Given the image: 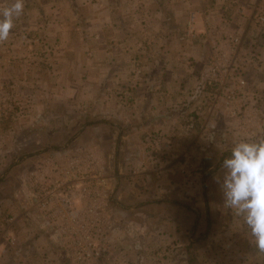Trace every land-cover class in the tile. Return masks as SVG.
Masks as SVG:
<instances>
[{"label":"rangeland","instance_id":"374dc122","mask_svg":"<svg viewBox=\"0 0 264 264\" xmlns=\"http://www.w3.org/2000/svg\"><path fill=\"white\" fill-rule=\"evenodd\" d=\"M157 1L24 0L23 13L14 19L6 40L9 44L0 45V73L9 72L11 67L16 72L13 81L8 79L10 83L0 74V264H10L14 259L19 264H33L31 256L15 253L17 247L25 244L31 253L43 247L45 262L40 264H122L126 226L121 225L125 231L118 230L120 214H111L110 219L106 213L111 197L107 194L114 188L110 175L114 177L113 185L118 176H123L116 170L118 163H126L132 155L129 158L134 159L135 165L128 166L131 168L160 169L173 163L177 168L189 163L190 168H200L201 162L209 168H221L227 157L215 155L216 151L206 157L172 158L174 145L166 143L159 133L147 135L141 149L130 154V149L126 150L128 141L119 138L120 119L104 109L110 98L113 102L134 101L130 82L135 74L152 71L155 62L150 55H166L170 45L166 40L170 37L178 38L180 44L202 38L208 53L203 72L217 65L221 72L226 71L222 76L228 80L237 84L238 80L245 81L240 91L217 93L205 88L204 78L200 91L196 89L188 98L208 104L212 101L214 105L231 95L237 103L242 102L236 127H228L237 136L226 142L228 147L242 139L264 137V61L251 51L243 54L242 40V55L238 58L231 53L229 41L213 40L205 33L196 35L192 16L185 31L181 25L178 29V14L167 8L166 0ZM12 2L0 0V10ZM109 20L111 25L107 26ZM108 48L114 52L112 60L116 66L119 58L123 60L121 64H126L127 81L114 76L119 71L116 66L109 76ZM174 52L178 53L176 48ZM140 54L142 60H133L134 55L141 57ZM178 62L181 65L184 61ZM254 64L256 68L248 73ZM127 89L129 92L124 95ZM178 93L181 97L182 91ZM199 104L192 114L200 112ZM196 120L187 116L182 123L185 127L190 123L195 126ZM254 129L257 136L252 139ZM83 135L89 138L86 149L70 154L69 149ZM113 135L118 136L111 141ZM111 149L107 156L104 150ZM33 157V163L23 166L26 159ZM157 174L161 179L162 174ZM127 176L124 173L122 179L128 181ZM211 192L213 197L223 196L220 188ZM27 197L35 206L29 215L39 223L31 225L35 231L31 236L22 234L19 238L15 234L16 244L11 245L4 235L23 228L22 216L26 215L22 202ZM56 199L69 200L77 210L73 221L67 217L61 221L71 230L67 234L58 230L59 220L49 222L47 212L41 209L44 200H52L53 209ZM88 207L95 214H88ZM216 208L220 214L225 212L219 204ZM15 217L19 219L11 224L8 220ZM239 228L247 231L243 224Z\"/></svg>","mask_w":264,"mask_h":264},{"label":"crops","instance_id":"0c3cea01","mask_svg":"<svg viewBox=\"0 0 264 264\" xmlns=\"http://www.w3.org/2000/svg\"><path fill=\"white\" fill-rule=\"evenodd\" d=\"M166 6L178 14V29L181 25L182 31H185L189 16H193L196 35L205 33L208 34L207 37L221 42H228L230 36H238L243 42L240 48H243V54L251 51L252 55H257L264 61V29L256 23L257 9L264 7V0H166ZM158 17L159 15L156 16ZM109 25L111 20L107 26ZM169 39L166 40L170 45L165 56L150 55L151 61L155 62L152 63V71L135 74L130 82L131 92L135 94L134 101L128 102L126 99L113 102L110 98L104 104V109L120 119L119 127L122 128L119 138L128 141L126 150L130 149V154L131 151L141 149V142L147 135L159 133L164 136L166 143L174 145L175 154L172 152V158L206 157L214 155L213 151H216L217 156L229 157L231 148L226 142L237 136L228 127H236L242 102L232 107L222 101L214 105L212 101L209 104L188 101L191 94L196 89L200 91V86L203 85V66L208 59L207 46L205 43V47L202 46V38L181 44L178 38ZM7 41L0 42V45ZM175 48L178 53L174 52ZM112 53L113 50L108 48L106 67L111 69L110 77L116 66ZM136 55L133 60H142L141 54V57ZM241 55L239 52L238 58ZM121 61L123 60L120 58L117 61L119 71L114 76L127 81L126 64H121ZM178 61L184 62L180 65ZM189 62L193 65L190 66ZM255 68L256 64L250 67L248 73ZM13 69L11 67L9 72L0 73L6 78V82L8 79L13 81L12 76L16 74ZM223 78L228 90L237 87L238 84L233 80L230 81L225 76ZM179 91H182L181 97ZM127 92L129 89L124 95ZM199 103L202 105L199 107L200 112L198 115L192 114ZM187 116L190 120L197 118L195 126L190 123L185 127L182 121ZM117 136H110L111 141ZM256 136L254 129L250 137L254 139ZM77 141L76 146L69 149L70 154H79L86 149L84 146H88L89 138L83 135ZM104 152L110 156L112 149ZM35 157L26 159L23 166L33 163ZM129 157L125 160L126 163H118L116 170L123 176L117 177L115 185L112 184L114 177L110 175L109 182L114 188L107 194L111 197L106 208L110 219L111 214H120L118 219L121 224L118 230L123 232L125 230L122 226H126L124 243L127 244L122 247L125 248L122 264H264V252L256 248L248 230H240L242 223L230 209L223 206V196L217 198L212 195L211 189H219L220 186L210 178L216 173L220 175L221 168H206L202 162L200 168H190V163L184 168H177V165L174 166L176 163L167 164L160 169L131 168L128 166L135 163ZM157 172L162 174L161 179ZM124 173L128 175V181L122 179ZM218 204L223 206L225 212H218ZM22 205L26 215L22 216L23 228L12 229L4 235L11 245L16 244L15 234L19 238L22 234L31 236L35 232L31 225L39 223V220H33L29 215L35 208L33 200L27 197ZM18 219L19 217H15L8 221L12 224ZM45 224L43 221L42 225ZM41 248L43 247L32 250L31 253V248L25 244L17 247L15 253L26 254L29 258L31 256L33 264H40L45 262ZM111 250L114 249L111 247ZM0 255H3V245H0ZM10 264L19 263L14 259Z\"/></svg>","mask_w":264,"mask_h":264},{"label":"clouds","instance_id":"9594fccd","mask_svg":"<svg viewBox=\"0 0 264 264\" xmlns=\"http://www.w3.org/2000/svg\"><path fill=\"white\" fill-rule=\"evenodd\" d=\"M23 9L24 0H13L0 10V42L8 39ZM214 181L222 190L223 206L239 218L256 248L264 252V137L236 142Z\"/></svg>","mask_w":264,"mask_h":264},{"label":"built area","instance_id":"2783aa9c","mask_svg":"<svg viewBox=\"0 0 264 264\" xmlns=\"http://www.w3.org/2000/svg\"><path fill=\"white\" fill-rule=\"evenodd\" d=\"M193 19V16H192ZM256 22L258 25L264 28V7L263 8H258L257 13H256ZM229 43L232 45L231 53H233L236 57L238 56L239 53V48L241 46V39L238 36H230L229 37ZM221 71L219 70V67L217 65H214L213 67H210L207 72H205V88H211V90L216 91L217 93H223V92H230L226 88L225 80L223 78L222 73H226V71ZM220 73V74H219ZM220 78V79H219ZM246 85L244 80H238V85L235 89H238L239 91L244 88ZM236 100L235 98H232L231 95H227L225 104L227 106H232L235 107L236 105ZM235 114V110L233 112ZM55 207L52 209V200L46 201L44 200L42 202V211L47 212V218L48 221L50 222L51 220H59L60 227L58 230L62 234H67L71 230L69 227L62 225L61 221L62 219H69V222L73 221L77 215V210L75 209V206L66 199L62 200H53ZM86 211L88 214L93 215L95 214V211L93 208H86ZM58 224V225H59Z\"/></svg>","mask_w":264,"mask_h":264},{"label":"trees","instance_id":"16d2710c","mask_svg":"<svg viewBox=\"0 0 264 264\" xmlns=\"http://www.w3.org/2000/svg\"><path fill=\"white\" fill-rule=\"evenodd\" d=\"M206 168H209V165H207V167Z\"/></svg>","mask_w":264,"mask_h":264}]
</instances>
